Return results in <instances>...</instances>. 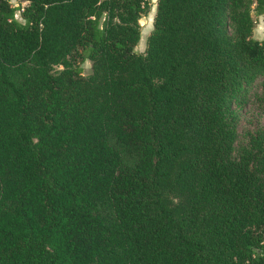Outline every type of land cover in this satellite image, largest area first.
<instances>
[{
  "label": "trees",
  "instance_id": "16d2710c",
  "mask_svg": "<svg viewBox=\"0 0 264 264\" xmlns=\"http://www.w3.org/2000/svg\"><path fill=\"white\" fill-rule=\"evenodd\" d=\"M0 0V264H264V0ZM90 61L84 73L82 63Z\"/></svg>",
  "mask_w": 264,
  "mask_h": 264
},
{
  "label": "rangeland",
  "instance_id": "374dc122",
  "mask_svg": "<svg viewBox=\"0 0 264 264\" xmlns=\"http://www.w3.org/2000/svg\"><path fill=\"white\" fill-rule=\"evenodd\" d=\"M156 1L149 0L151 10L149 14L140 19L141 34L140 40L135 47V51L144 52L146 39L152 29V21L156 12ZM13 5L18 3L17 0H11ZM252 36L256 39H264V14L257 18V22L252 31ZM90 61L86 60L82 63L84 73L89 74L91 71ZM240 121L238 125L239 138L242 139L247 131L253 130L256 126L264 124V107L262 102L256 98L255 94L248 98V102L239 110Z\"/></svg>",
  "mask_w": 264,
  "mask_h": 264
}]
</instances>
